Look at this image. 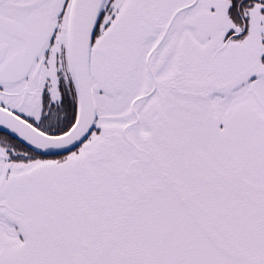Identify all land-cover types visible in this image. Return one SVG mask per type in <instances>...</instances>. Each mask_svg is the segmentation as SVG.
Returning <instances> with one entry per match:
<instances>
[{
    "label": "snow or ice",
    "instance_id": "snow-or-ice-1",
    "mask_svg": "<svg viewBox=\"0 0 264 264\" xmlns=\"http://www.w3.org/2000/svg\"><path fill=\"white\" fill-rule=\"evenodd\" d=\"M0 264H264V0H0Z\"/></svg>",
    "mask_w": 264,
    "mask_h": 264
}]
</instances>
